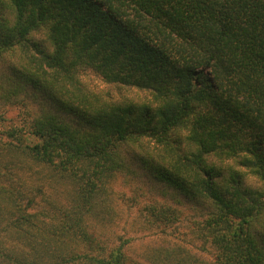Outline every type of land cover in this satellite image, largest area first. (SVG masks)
<instances>
[{
	"label": "trees",
	"instance_id": "trees-1",
	"mask_svg": "<svg viewBox=\"0 0 264 264\" xmlns=\"http://www.w3.org/2000/svg\"><path fill=\"white\" fill-rule=\"evenodd\" d=\"M0 60L2 102L43 100L0 139V264H264V0H0ZM130 156L201 211L199 243L165 204L149 240L112 229Z\"/></svg>",
	"mask_w": 264,
	"mask_h": 264
},
{
	"label": "rangeland",
	"instance_id": "rangeland-1",
	"mask_svg": "<svg viewBox=\"0 0 264 264\" xmlns=\"http://www.w3.org/2000/svg\"><path fill=\"white\" fill-rule=\"evenodd\" d=\"M14 51H10L5 54L7 62H12L14 58ZM6 61L0 60V69H4ZM12 69L0 74V86L5 83L6 74L12 75ZM95 79L93 83L97 88H109L115 95L124 94L128 98L136 97L138 101L150 102L155 97L154 92L151 89L140 88L136 86H122L119 90L112 85L105 84L101 79ZM25 101L17 103L2 102L0 99V114H3L6 118L5 122H0V139L3 141H13L9 138V132L20 126H24L34 114L36 115L40 110V106L43 103L42 95L32 94L25 95ZM119 97V96H118ZM29 99V100H28ZM31 102V103H30ZM44 105V104H43ZM153 105L155 103L153 102ZM69 118L75 121V117L69 115ZM76 122V121H75ZM27 132V127H24ZM187 128H181L175 132V135L180 136L186 133ZM25 142L32 143L35 139L30 135H25ZM9 141V142H10ZM18 143V141H17ZM154 145H151L153 147ZM134 149L139 150V147L133 146ZM133 150V151H136ZM131 152V150L129 149ZM138 152V151H137ZM141 157L144 158L141 152ZM229 160H225L223 165H227ZM111 192L110 199L113 202L114 210L112 211L113 220L111 227L117 231L118 234H125L126 236L141 238L143 240H149L156 236L155 230H151L142 224L150 215L148 206L151 205H170L174 208H178L181 211L180 221H176L167 226L170 233L173 236H180L185 234L188 239L196 240L200 242L197 236V224L202 219L198 217L201 213L194 205L184 203L181 201L177 203V200H181L182 197L173 187L168 186L165 180L155 177V172L150 170L147 165L142 161L129 159V165L121 172L117 173L108 184ZM110 230V229H107ZM107 232V231H106Z\"/></svg>",
	"mask_w": 264,
	"mask_h": 264
}]
</instances>
